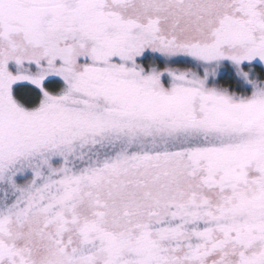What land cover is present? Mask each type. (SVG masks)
<instances>
[{
  "label": "snow or ice",
  "instance_id": "obj_1",
  "mask_svg": "<svg viewBox=\"0 0 264 264\" xmlns=\"http://www.w3.org/2000/svg\"><path fill=\"white\" fill-rule=\"evenodd\" d=\"M0 264H264V0H0Z\"/></svg>",
  "mask_w": 264,
  "mask_h": 264
}]
</instances>
